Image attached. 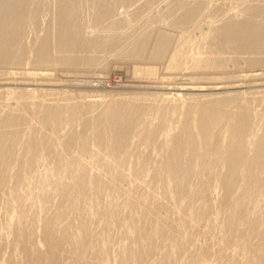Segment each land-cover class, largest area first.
Masks as SVG:
<instances>
[{
	"label": "bare ground",
	"instance_id": "bare-ground-1",
	"mask_svg": "<svg viewBox=\"0 0 264 264\" xmlns=\"http://www.w3.org/2000/svg\"><path fill=\"white\" fill-rule=\"evenodd\" d=\"M78 2L0 0V67L74 63L80 57L54 52L113 44L114 34L80 35ZM187 5L174 18L177 23L197 20L205 8L202 0ZM251 9L241 19L209 23L213 26L201 31L194 49L217 57L204 53L184 66L187 53L179 44L165 59L163 73L224 69L218 56L223 48L243 51L249 65L264 63L255 56L264 53V6ZM111 11L102 0L95 17L109 18ZM109 23L114 28L118 21ZM147 35L127 49L132 57L145 54ZM170 41L156 34L147 57L163 59ZM5 73L0 74V96L16 99L13 108L22 113L0 106V264H234L237 259L264 264V100L230 97L170 105L169 97L142 94L114 101L89 117L90 105L46 102L39 94L31 97L32 90L13 96L19 83L56 85L46 82L48 73L26 72L24 81H17V73L14 78ZM225 84L215 88L230 85ZM27 114L35 115L39 125L26 124ZM47 123L69 133H45ZM108 159L143 181L121 192L124 174L110 170ZM88 161L102 176L86 171ZM38 163L47 169L26 171ZM200 236L205 243L198 242Z\"/></svg>",
	"mask_w": 264,
	"mask_h": 264
},
{
	"label": "rangeland",
	"instance_id": "rangeland-1",
	"mask_svg": "<svg viewBox=\"0 0 264 264\" xmlns=\"http://www.w3.org/2000/svg\"><path fill=\"white\" fill-rule=\"evenodd\" d=\"M53 1L54 0H51V2ZM101 1L102 0H79L78 3L80 9L78 12V19L81 24L80 35L82 34V37L84 36V38L85 37L90 38L93 36H97L99 34L97 37L100 36L104 38L107 35L114 34L118 36L117 38L114 39L115 42L113 44L106 43V45L104 44V46L103 44L96 45L97 48L80 47L79 50L77 49L79 47H76L75 48L76 50L75 49L74 51L70 50V52L69 51H65V52L61 51L60 53L54 52L55 54L65 55V57L68 56L69 57L74 56V58L76 56L80 57L81 59L77 57L78 62L75 61L77 62V64L75 62L74 63L69 62L68 64L67 61H66L67 63L65 64V61L63 60L62 63L58 61L55 65L52 66L45 65L46 66L45 67L42 65L45 68L41 66L38 67V69L36 65H34L36 66V68H34L33 65L31 66L26 64L24 65L26 67H24L23 64L22 65L18 64L17 67L16 66L9 67L3 65V67H0V72L2 73L3 76L5 72L10 71L11 74L5 73V76L7 74L8 76L12 74L15 76L16 74L14 73H17L16 76L18 75L22 76V77L19 76L21 80L15 76L17 81H22V80L24 81V78L26 77L25 76L26 72L27 73L32 72L30 74L35 73L34 76L36 75V77L38 74L48 73L49 77H47V79L49 80L46 82L56 84V85H47L46 83H44V86L41 85L35 88L34 86L32 87L31 85L22 86V84L19 83L16 85L17 88H15L16 90H14L15 92L13 96L16 97V95L19 96L22 92L25 91L28 92L27 90L30 91L32 90L31 92H29L31 93L30 94L31 97L32 95L39 94L42 100L43 98H45L46 102L49 101L59 102L60 100L61 102L69 101V103L90 105V111L88 113L89 117H92L93 115H97V114H102L104 112L105 106L110 103H113L114 101L121 99H128L132 95L140 96L142 94H143L142 96L159 95V97L160 96L161 97L164 96L167 98L169 97V100H167L166 104H170V105L171 104L180 105L184 103L195 104L205 100H212L214 98L229 99L230 97L231 98L237 97L236 99H241L242 97L250 98L252 96L264 100V95H262L264 94L263 84L262 83L261 85L253 84L254 82L264 81V63L259 64L261 62L257 61L259 63H253V65H249L250 62L245 61V58L247 57L246 54L241 53L243 52L241 50H237V51L234 50L235 53L234 52L232 53L231 52L232 50L229 51L223 48L222 49L223 52L222 53L220 52V54L218 53V56L222 57L219 58L223 60L224 69L204 70V69L183 68L181 70L169 69V71L166 70L165 73H163L164 72L163 66L166 60H168L167 58L169 57L170 52H172L173 50L174 51L177 50L179 44L185 45V51L187 53L185 54L187 55V57L185 56L186 61L184 60L185 61L184 66H187V60L189 61L194 60L196 57L199 58V56L201 57L205 53V51H203L205 49L198 50L195 47L196 49L195 50L194 46L199 41L198 39H200V34L203 31H205L206 28L208 29V26L210 25L209 23L211 24L213 23V25L216 24L218 25L219 23H222L225 20H228L229 18L241 19L244 17V15H247L249 13L251 9L250 7H252L251 9L252 11L253 8L255 10L258 7L257 5H262L259 7H263L264 0H202L205 6L204 11L202 12V14L198 15L199 17L197 16L198 17L197 20H194L193 22H189V23L188 22L177 23L175 19L180 15L179 13L184 8V6H186L187 4L189 5V3L190 4L194 3V1L198 2V0H182V1L181 0H130V1L106 0L108 1V3L111 5L112 8L111 16L109 18H103L97 20L95 17V11L96 8L101 4ZM259 7L257 9H259ZM52 9L54 10L53 6ZM50 15H53V17L51 16V20H53L54 11H51ZM111 19L116 20V22L118 21V24L114 28L110 27L109 21ZM174 20H175V24L177 23V25L174 24ZM179 20L182 21L181 19ZM212 26L210 25L209 28ZM161 33L166 34L171 39L170 41L171 45L169 43L170 47L169 48L167 47L166 50L168 52L167 53L165 52L166 53V54L164 53L165 55L163 54L164 58L161 59L162 61L161 60L154 61L149 59L147 57V54H148V50L151 48L152 41L156 37V34L158 35ZM145 34L146 35L148 34L147 35L148 40L146 42L148 45H146L147 47L145 46L146 48L145 49L146 51L144 52L145 54H143L139 58L132 57V55L128 53L129 52L128 50L133 46L132 44H134L138 38L142 37ZM197 50L199 51V53L201 51H203V53L199 54ZM196 52L199 55H197ZM216 55L217 53L215 55L214 54L212 55V53L210 54V56H216ZM255 56H258V58H264V53H259L256 54ZM81 60L84 63H82ZM29 66H31V69L29 68ZM13 75L12 77L14 78ZM166 75L167 77L170 76L171 82L169 80H168L169 82L165 81L167 80L165 79ZM209 76L211 77L209 78ZM160 77L161 79L164 77V80L163 79L161 80ZM171 77L173 78L171 79ZM146 78L153 79L154 82L152 83L153 80L148 81V79ZM13 81H15V79ZM32 82H36V81H32ZM219 83H223V84L226 83L225 85H229V84L230 85L228 86V88H215L216 86H218ZM233 84L236 85L233 86ZM145 85H147V87ZM152 85L155 87H153ZM157 85L158 86L163 85L164 87L159 88ZM202 85L204 88L202 87ZM141 86L142 87L144 86V88H141ZM210 86L213 87L210 88ZM19 89H22L23 91ZM257 89L259 91H257ZM33 90H34V94H33ZM178 92H180L181 95ZM71 100L74 101L72 102ZM9 101L11 102V104ZM15 102L16 99H14L13 101V98L11 99L9 97L8 99L5 95L0 96V106L9 105V107L12 110H15V113H20V112L22 113L20 109L13 108L12 103ZM25 118H27L26 124L30 123L29 125H36V126L39 125V123L37 122V118L35 119V115L30 116L27 114ZM42 130L45 133L48 134L52 133V135L54 136L59 135L62 137L67 136V134L69 133V132L67 133L66 131L67 129H63V130L61 128L53 129L50 123L44 125L42 127ZM61 131H63V133ZM89 137L91 136L88 135V139H90ZM88 153L89 152L83 153L84 154L83 157L85 159L88 158L87 157L89 155ZM94 153L95 154L99 153L100 155L107 157V155H105L103 152L94 151ZM68 154H74V152H69ZM108 160L111 161V159ZM112 161L110 163L111 166L110 170H114L119 174H124V176H122L121 179L119 180L118 188L121 192L127 191L128 185L133 183V181L136 184L143 181L142 179H139L136 176H134L135 174L132 171V169L129 168L127 169L119 165L114 166V163ZM85 166H86L85 168L86 171L92 174L93 176H102L100 174L101 169L94 168V166H91V163L89 161L85 163ZM46 169L47 168H45L44 164L38 163L32 168H27L26 171L32 174H36L39 172H44ZM102 180L105 181L108 179L102 178ZM161 214L163 215L164 212H161ZM3 231H4L3 228L0 226V247L3 246V238H2ZM201 237L202 236L198 237L199 238L198 242L200 244H203L201 242L205 243L206 240H204L203 237L201 239ZM88 260H91V258H88ZM200 262L207 264L210 263L208 260H201ZM233 262L234 264L245 263L244 260H239V259Z\"/></svg>",
	"mask_w": 264,
	"mask_h": 264
}]
</instances>
